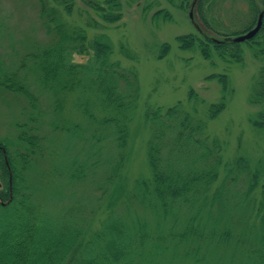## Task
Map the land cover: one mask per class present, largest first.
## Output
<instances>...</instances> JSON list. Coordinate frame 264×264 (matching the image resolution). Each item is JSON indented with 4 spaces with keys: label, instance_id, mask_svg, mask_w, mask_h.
<instances>
[{
    "label": "trees",
    "instance_id": "16d2710c",
    "mask_svg": "<svg viewBox=\"0 0 264 264\" xmlns=\"http://www.w3.org/2000/svg\"><path fill=\"white\" fill-rule=\"evenodd\" d=\"M83 1L104 23L115 24L122 18L120 0ZM216 1L198 0L196 11L206 28L225 38L180 35L176 38L179 48H197L204 59L215 55L224 61L241 62V45L246 44L256 46L257 54L264 59V0H260L259 11L254 0H248V21L241 30H229L213 16L212 5ZM38 3L39 17L48 35L55 32L54 40L24 57L30 58L29 68V62L23 59L18 68L12 69L0 56V91L24 97L28 105L26 121L32 125L20 126L23 130L17 135L18 148L14 155L0 142V264H264V229L248 233L233 230L227 225L225 215L232 209L230 206H240L249 199L258 185L260 171L256 169L247 177L244 192L232 191V203L224 197L227 193L222 187L226 180L210 193L221 162L220 146L216 140L208 143V138L203 136L205 125L199 120L194 122L192 115L180 105L165 112L157 108L146 114L152 128L146 148L151 182L142 181L140 187L144 190L141 201L150 211L152 221L139 215L131 218L116 210L117 202L123 196L128 198L125 177L121 174L128 136L122 114L136 99V75L124 70L118 62L110 61L112 47L106 40L96 37L88 41L81 28L67 31L55 8L46 0ZM63 3L66 12L71 13L73 0ZM161 12L157 11L154 17ZM260 13L262 23L256 35L243 42H233V37L255 26ZM93 23L97 25L96 21ZM168 48L167 44L162 45L160 58ZM74 54L88 59L74 62ZM29 73L34 74L33 81H29ZM206 79H216L222 91H227L226 75L212 74ZM74 89L82 94L99 95L102 109L115 112L97 123L100 134L93 132L87 136L93 140L90 147L96 148L83 160L78 158L84 152L83 147L67 155L69 146L60 141L64 136L75 145L77 140H82L83 128L79 131L76 124H68L56 116L62 109V97ZM41 93L53 98L56 120L51 118L49 125L59 140H49L39 133V124L47 116L40 107ZM254 95L255 103L264 101V71ZM189 97L196 95L190 91ZM85 101L79 102V106L88 118L95 120ZM224 107L223 98L210 105L209 117H216ZM252 123L257 128L264 127V106ZM170 129L175 134L166 147L165 158L162 150ZM108 138L115 153L102 152L104 145L100 142ZM182 151L186 159L181 166L177 162ZM43 156L49 157L45 170L37 164V159ZM55 161L58 164L53 169ZM233 164L237 171H242L247 161L237 157ZM96 169L103 172V177H99ZM61 177L67 182V190L57 180ZM230 178L234 181L237 176L232 173ZM261 189L264 201V184ZM101 201L103 205H99ZM215 204L217 212L213 211ZM99 206H104L107 213L99 229L88 235ZM252 206L248 201V207ZM230 245L232 255L226 260L224 252Z\"/></svg>",
    "mask_w": 264,
    "mask_h": 264
},
{
    "label": "rangeland",
    "instance_id": "374dc122",
    "mask_svg": "<svg viewBox=\"0 0 264 264\" xmlns=\"http://www.w3.org/2000/svg\"><path fill=\"white\" fill-rule=\"evenodd\" d=\"M46 1L49 6L55 8L64 29L71 31L81 28L86 32L88 41L96 37L106 40L112 47L110 61L118 62L124 70L136 75V99L132 107L122 114L124 119L121 117L128 133L125 148L127 157L121 169L128 198L123 196L114 206L116 210L131 218L139 215L152 221L150 211L141 201L144 190L140 185L142 181L151 182L146 148L152 128L146 114L157 108L165 112L167 108L180 105L182 110L192 115L194 122L199 120L205 125L203 136L208 138V143L216 140L220 146L221 162L217 178L210 186V193L226 180L225 186L222 187L227 193L224 197L232 203V191H238L239 194L244 192L247 177L256 169L260 171L258 185L249 199L242 200L240 206H230L232 209L225 215L227 225L233 230H245L247 233L257 228L263 230L264 201L261 186L264 184V127L257 128L252 123L257 112L264 106V101L259 104L254 102V94L264 71V59L257 54V47L242 44L241 62L224 61L215 55L211 59H204L197 48L181 50L176 41L180 35L194 34L214 40L225 38L202 24L196 11L198 0H120L122 18L115 24L104 23L83 0H73L71 13L66 12L63 0ZM254 2L258 11L261 10L260 0ZM39 6L38 0H0V56L12 69L18 68L23 59L30 64L27 68L31 67L30 58L24 57L39 47L50 44L55 38L54 31L50 35L47 34L43 20L39 17ZM248 7V0H217L212 5V14L222 21L227 29L241 30L248 21ZM157 11L162 12L155 18ZM165 14L167 16H164ZM165 44L169 47L168 52L160 58L161 47ZM72 59L74 62H85L88 56L74 54ZM212 74L227 76L228 89L225 93L216 79H206ZM28 79L33 81L34 74L29 73ZM190 91H193L196 97H189ZM39 97L40 107L48 116L40 122L39 133L55 141L58 134L49 125L51 118L56 120L53 115V98L46 93L39 94ZM222 98L225 101L224 109L216 117L210 118L209 106L219 103ZM82 100H86L95 120L88 118L87 112L84 113L79 106ZM100 101L99 95L94 96L90 92L82 94L81 90L77 89L65 93L62 97V109L56 116L68 124H76L79 131L83 128L82 140H77L75 145L70 144L64 136L61 137L62 144L69 146L67 155H72L83 147L84 152L78 157L83 160L96 148L90 147L93 140H89L87 136L93 132L100 134L97 123L103 117L115 114L108 109L103 110ZM27 112L28 105L23 96L0 91V142H3L13 155L18 148L17 135L23 130L20 126L26 124L27 127H32L27 124ZM173 133L175 134V131L170 129L164 139L162 155L165 158L166 147L174 138ZM107 141H110V138L100 142L104 145L102 152L115 153V148ZM237 157H243L247 161L246 168L242 171H237L233 164ZM46 158L49 159L47 156L37 159V164L42 170L47 167ZM178 159L177 164L182 166L186 153L182 151ZM57 164L56 161L52 163V168ZM96 171H99V177H103V172L98 169ZM228 171H232L237 179L231 180L232 173L228 174ZM39 178L37 176L38 180ZM62 178L57 180L65 185L67 182ZM67 189L68 186L65 185L64 190ZM95 193L97 195L98 191ZM248 201L253 205L251 208L248 207ZM260 203L261 210L258 211ZM99 205H103V201L99 202ZM213 211L217 212V204L214 205ZM106 213L104 206L95 210L88 235L99 229ZM224 253L226 260L230 259L232 246L230 245Z\"/></svg>",
    "mask_w": 264,
    "mask_h": 264
},
{
    "label": "water",
    "instance_id": "95a60500",
    "mask_svg": "<svg viewBox=\"0 0 264 264\" xmlns=\"http://www.w3.org/2000/svg\"><path fill=\"white\" fill-rule=\"evenodd\" d=\"M261 23H262V13L258 15L257 22L253 28H251L250 30H248L247 32L243 34L233 37L232 41L233 42H243L245 40L251 39L258 32L259 28L261 27Z\"/></svg>",
    "mask_w": 264,
    "mask_h": 264
}]
</instances>
